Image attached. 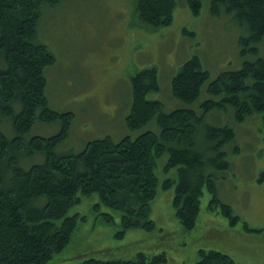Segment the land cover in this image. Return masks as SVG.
<instances>
[{
  "label": "trees",
  "instance_id": "trees-1",
  "mask_svg": "<svg viewBox=\"0 0 264 264\" xmlns=\"http://www.w3.org/2000/svg\"><path fill=\"white\" fill-rule=\"evenodd\" d=\"M63 0H0V264H50L49 260L72 240L85 215L70 213L84 196L97 195L95 207L105 206L122 214V234L127 229H154L152 202L160 177L157 160L168 154L165 170L177 169L173 205L186 230L196 227L205 188L212 194L210 207L228 216L231 223L241 217L217 195L216 177L226 173L231 161L226 146L236 139L229 124L204 123L213 109L231 107L240 122L260 112L264 123V0H209L215 16L224 13L242 28L240 53L246 58L239 69L222 71L210 79L201 58L186 60L171 80L174 97L186 106L165 110L160 99L148 94L161 89L158 69L145 68L132 77V103L126 116L136 136L114 140L107 135L91 139L79 152L60 154L56 150L68 138L75 113L60 111L50 104L47 70L56 63L55 54L37 40L43 8ZM199 15L203 0H185ZM179 0H135V13L148 26L172 23ZM185 32H190L185 29ZM209 81L210 95L201 111L190 107ZM12 128L8 136L2 121ZM155 121L159 130L144 128ZM10 123V124H9ZM37 123L58 124L52 135L33 132ZM204 129L207 147L198 141ZM37 154L45 160L22 165ZM102 219L114 222L112 213ZM196 264H236L232 256L217 249L198 250ZM165 251H139L131 259L89 257L68 264H162Z\"/></svg>",
  "mask_w": 264,
  "mask_h": 264
},
{
  "label": "rangeland",
  "instance_id": "rangeland-1",
  "mask_svg": "<svg viewBox=\"0 0 264 264\" xmlns=\"http://www.w3.org/2000/svg\"><path fill=\"white\" fill-rule=\"evenodd\" d=\"M245 33L232 16L213 15L209 0H203L199 15L185 0H179L172 23L159 28L138 17L135 0H63L45 6L37 40L56 56V63L47 70L50 104L75 113L71 132L56 151L79 152L91 139L109 135L119 140L139 134L141 130L127 127L126 116L132 103V77L145 68L157 67L161 84L148 98L163 101L166 111L186 106L171 90L179 67L198 55L210 72L209 81L222 71L241 68L244 59L256 58L252 54L244 58L240 53L239 37ZM209 81L190 105L199 112L201 103L210 97ZM232 110L229 106L213 109L204 123L229 124L236 129L235 141L226 146L231 166L217 175L216 188L219 198L241 217L239 221L231 223L228 216L210 207L212 194L205 188L197 225L186 230L173 205L175 183L169 188L162 184L177 175L176 168L165 170V153L157 160L160 185L150 214L154 229L132 228L120 234L121 212L95 207L97 195L84 196L69 212H79L86 219L49 263H78L89 257L131 259L139 251L150 255L165 251L168 261L162 264H196L198 250L204 248L227 253L236 264H264V123L260 112L238 122ZM7 121H2V128L12 136L11 126L4 125ZM58 126L37 123L32 131L49 136ZM145 129L158 131L159 127L152 121ZM197 136L200 145L207 147L204 129ZM27 160L26 165L22 163L25 167L43 162L45 157L37 154ZM101 212L112 213L114 222L104 221Z\"/></svg>",
  "mask_w": 264,
  "mask_h": 264
}]
</instances>
